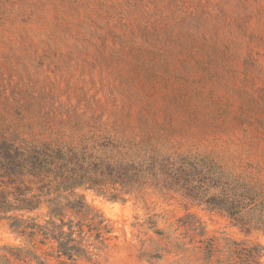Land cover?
<instances>
[{"label":"rangeland","instance_id":"374dc122","mask_svg":"<svg viewBox=\"0 0 264 264\" xmlns=\"http://www.w3.org/2000/svg\"><path fill=\"white\" fill-rule=\"evenodd\" d=\"M39 122L264 162V0H0V136ZM83 194L112 230L100 249L74 263L2 222L0 256L37 264L11 246L45 264H240L242 250L264 248L263 232L206 206L152 190L125 202Z\"/></svg>","mask_w":264,"mask_h":264},{"label":"trees","instance_id":"16d2710c","mask_svg":"<svg viewBox=\"0 0 264 264\" xmlns=\"http://www.w3.org/2000/svg\"><path fill=\"white\" fill-rule=\"evenodd\" d=\"M74 127L67 135L30 123L8 127L9 135L0 136V223L32 248L36 242H55L51 248L58 256L74 263L87 258L91 246L100 249L96 243L103 244L112 230L87 204V191L125 202L152 190L165 199L221 211L248 235L264 233V186L256 176L264 170L263 160L229 165L215 154L180 153L170 140L154 136H103L97 128ZM3 250L17 260L31 257L29 262L45 264L30 249ZM262 251L259 244L242 250L240 264H259ZM0 264L11 260L1 255Z\"/></svg>","mask_w":264,"mask_h":264}]
</instances>
